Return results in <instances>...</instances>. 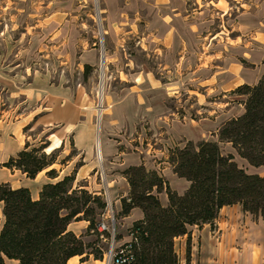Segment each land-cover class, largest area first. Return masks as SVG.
<instances>
[{
    "label": "rangeland",
    "instance_id": "374dc122",
    "mask_svg": "<svg viewBox=\"0 0 264 264\" xmlns=\"http://www.w3.org/2000/svg\"><path fill=\"white\" fill-rule=\"evenodd\" d=\"M263 54L264 0H0V118L23 113L29 106L24 91L33 86L85 94L93 115L88 159L94 169L77 173L85 162L71 137L57 151L56 167L68 161L63 168L75 177L74 187L87 181L102 192L97 195L108 191L111 205L101 220L111 239L101 236L99 243L105 264L112 248L130 241L134 217L123 219L108 186V178L115 179L114 190L123 195L121 175L128 166L168 173L170 150L212 141L246 172L264 176L218 139L224 123L241 111L243 98L230 89L248 73L261 74ZM235 66L247 76L232 77ZM174 84L176 93L168 95ZM45 135L40 128L23 130L36 147ZM98 136L109 144V157L102 151L99 159ZM6 179L11 186L27 180L0 171V180ZM189 231L175 241L180 264H264V216L236 205L222 210L213 225Z\"/></svg>",
    "mask_w": 264,
    "mask_h": 264
},
{
    "label": "trees",
    "instance_id": "16d2710c",
    "mask_svg": "<svg viewBox=\"0 0 264 264\" xmlns=\"http://www.w3.org/2000/svg\"><path fill=\"white\" fill-rule=\"evenodd\" d=\"M235 93L246 100L245 111L221 127L219 142L231 144L250 167L264 173V77L257 85H243ZM49 147L47 142L39 147L26 144L3 167L33 180L57 162L58 150L47 154ZM167 163L178 178L189 183L184 194L172 190L165 178L144 165L123 172L130 193L121 200L120 215L127 217L133 209H140L144 217L129 229L130 241L116 250H124L130 260L119 263L122 255H118L113 264H180L175 241L190 235L191 227L213 225L225 207L238 205L245 213L264 216V176L239 167L218 143L189 142L170 150ZM46 175L58 177L55 169ZM74 181V176H66L44 185L38 200L26 188L0 185V264H68L74 257H82V262L104 260L106 250L99 245L100 237L109 240L111 234L100 232L99 226L107 203L102 195L75 188ZM163 192L167 206L159 200ZM82 221L89 223L84 234L69 230L72 223ZM87 236L97 239L87 242Z\"/></svg>",
    "mask_w": 264,
    "mask_h": 264
},
{
    "label": "crops",
    "instance_id": "0c3cea01",
    "mask_svg": "<svg viewBox=\"0 0 264 264\" xmlns=\"http://www.w3.org/2000/svg\"><path fill=\"white\" fill-rule=\"evenodd\" d=\"M255 56H258L257 53H255ZM259 56H261L259 54ZM254 58V55H253ZM264 61V54L260 62L262 63ZM259 68V67H258ZM264 68V66H263ZM262 68H259L261 70ZM233 74H231L232 77H241L243 74L246 75L244 71H242L239 67L235 66V70L232 71ZM248 75V76H247ZM245 78V80L241 79L242 82H239L233 89L235 90L243 85H249V86H255L259 83V81L264 77V69L260 73H255L251 76L250 73H248ZM242 78V77H241ZM25 95L27 97V101L29 103L28 107H25L23 110V113H18L17 117H15V120H13V117H10V112L7 113V115L11 118L10 120L0 118V171L4 170V172L8 173L9 176L15 177L18 175V173L27 178L26 175L22 174V172L18 170H10L8 168L3 167L4 164H6L12 157H15L20 151H22L26 144H29L31 147L34 146L36 140L31 141L30 138H27L23 136V130H35L37 128H40V131L45 133V141L42 142L39 140L40 144L43 143H49L50 147L54 144V141L57 139L60 141V147L56 150H63L64 146L66 145V140L68 137H71L73 139V146L74 148L82 154V157L84 159V162L77 170V173L81 172L85 168H89L90 171L94 169V167H91L89 165V159L91 157V154L93 152V145H94V127H93V115L90 111V106L88 104V99L85 97L82 92L77 91V94L74 93L70 89H59L56 87L51 86H33L30 89H27V91H24ZM76 94V95H75ZM246 100L243 98L239 102V107L241 108L240 113L233 117L228 121L237 118L241 116L244 111V102ZM232 104V103H230ZM228 105V104H226ZM87 109L84 111V109ZM17 109V108H16ZM5 117V116H4ZM225 122V123H227ZM224 123V124H225ZM21 138H20V136ZM19 136V137H18ZM101 151H104V154L106 157H109L111 154L109 144L104 138V143H102L101 138ZM47 154H50L48 152V149L46 150ZM122 155V154H121ZM69 157L68 155L65 157V159ZM68 160V159H67ZM59 160L57 159V162L50 167L48 170H45L41 172L35 179H29L27 178L26 181L33 182L34 184H37L35 186L32 185L29 186L26 181H23V183L19 186H11L13 189H19V188H26L31 192V196L34 200H38L40 197V193L42 190V187L49 183H56L60 180H62L66 176H71L70 174H66L64 168L68 165V161L66 164L61 165V167L58 169L56 166H59ZM168 164V163H165ZM142 164L138 165H130L132 166H140ZM169 168L168 173L165 171L159 172L156 171L159 176L165 178L171 189L176 191L178 194L182 195L187 190L189 183L184 180L177 177L176 174H174L172 167L168 164ZM55 169L57 171L58 177L55 179H51L47 177V172ZM149 170V169H148ZM151 171H155V169H152ZM112 179V180H111ZM121 179L125 182V189L123 192V195L118 196L117 189L114 190L113 184L116 182L113 178H108V186L110 187L109 192L110 195L115 198V207L121 213L122 211V204L121 200L123 198H127L130 193V187L126 180V178L121 175ZM81 180V178L78 176V182ZM10 180H0V185L2 184H9ZM84 183H87V181H84ZM75 185L80 188H85L90 192L101 194L102 192L96 191L98 189H91L87 185ZM117 193V195H116ZM159 200L163 206L168 205V197L165 192L159 194ZM236 207V206H235ZM3 204L0 203V210L2 212ZM231 208V207H225ZM239 210H242L240 206H238ZM223 209V210H224ZM248 214V213H246ZM134 217V219L131 221V225L128 228H131L133 224L137 221H140L143 219L144 214L140 209H133L129 216L123 217L124 220H128ZM89 223L82 221V222H74L69 226V230L73 231L74 233L80 235L84 234ZM207 226V225H206ZM105 261V260H104ZM104 261L94 260L93 258H90L86 262H82V257H74L72 258L68 264H104ZM10 262V264H15V261H7Z\"/></svg>",
    "mask_w": 264,
    "mask_h": 264
},
{
    "label": "built area",
    "instance_id": "2783aa9c",
    "mask_svg": "<svg viewBox=\"0 0 264 264\" xmlns=\"http://www.w3.org/2000/svg\"><path fill=\"white\" fill-rule=\"evenodd\" d=\"M102 90H103V87H102ZM98 121L100 122V120H102V111H103V108L102 107H99L98 108ZM99 124V123H98ZM101 139V138H100ZM99 139V140H100ZM98 148V147H97ZM103 196H105V198L107 199V206L111 205V202H110V196H109V193L108 191H104V193L102 194ZM104 217V215H103ZM99 231L100 232H105V231H108L109 232V228L105 225V223L103 222V220H101V224L99 226ZM113 238H114V235H113ZM112 238V239H113ZM118 255H122L121 258L119 259V263H125L127 261H129V257L126 256L124 254V250L123 251H120L119 253L116 252V250L114 251V249L112 248L108 254V260L106 261L105 264H113L114 262V259L118 256ZM125 255V256H124Z\"/></svg>",
    "mask_w": 264,
    "mask_h": 264
},
{
    "label": "bare ground",
    "instance_id": "6f19581e",
    "mask_svg": "<svg viewBox=\"0 0 264 264\" xmlns=\"http://www.w3.org/2000/svg\"><path fill=\"white\" fill-rule=\"evenodd\" d=\"M177 89H178V86L175 85V84L172 85V86H170L168 88V95H173L174 93H176ZM100 138H101L100 136L97 137V147H98V156H99V159H102L101 139ZM59 147H60V141L56 139L54 141V144L51 147L48 148V152L49 153H52L53 151H55Z\"/></svg>",
    "mask_w": 264,
    "mask_h": 264
}]
</instances>
